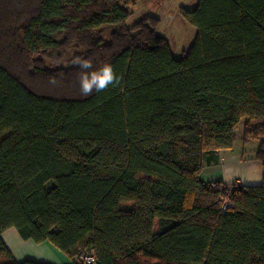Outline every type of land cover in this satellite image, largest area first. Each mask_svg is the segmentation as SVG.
I'll return each instance as SVG.
<instances>
[{
    "label": "trees",
    "instance_id": "obj_1",
    "mask_svg": "<svg viewBox=\"0 0 264 264\" xmlns=\"http://www.w3.org/2000/svg\"><path fill=\"white\" fill-rule=\"evenodd\" d=\"M133 1L0 0V233L74 264H264V0L180 6L179 56ZM74 56L119 84L82 96ZM239 124L260 183L202 181ZM0 264L48 263L0 238Z\"/></svg>",
    "mask_w": 264,
    "mask_h": 264
},
{
    "label": "crops",
    "instance_id": "obj_2",
    "mask_svg": "<svg viewBox=\"0 0 264 264\" xmlns=\"http://www.w3.org/2000/svg\"><path fill=\"white\" fill-rule=\"evenodd\" d=\"M225 152V149L218 150L217 160L203 166L200 172L202 181L231 182L236 180L239 184L247 185L260 183L261 162L258 159L243 160L242 156L228 155ZM238 166L240 171L237 170ZM0 238L11 258L16 262L31 259L48 264H74L77 260L75 256H68L47 240L35 242L32 239L21 238L12 226L4 229L0 233Z\"/></svg>",
    "mask_w": 264,
    "mask_h": 264
},
{
    "label": "rangeland",
    "instance_id": "obj_3",
    "mask_svg": "<svg viewBox=\"0 0 264 264\" xmlns=\"http://www.w3.org/2000/svg\"><path fill=\"white\" fill-rule=\"evenodd\" d=\"M196 0H134L130 5L133 13L129 22L140 17L154 18L155 30L166 38L173 56H179L182 50L186 49L192 42L195 35V28L182 19L180 6L192 8ZM241 125L234 128V140L232 148L225 149L228 155L235 154L242 159H255L257 141L253 139L246 143L240 141ZM230 149V150H229ZM237 170L240 171L238 166ZM223 182V181H222ZM230 185L239 184L236 180L224 182Z\"/></svg>",
    "mask_w": 264,
    "mask_h": 264
},
{
    "label": "clouds",
    "instance_id": "obj_4",
    "mask_svg": "<svg viewBox=\"0 0 264 264\" xmlns=\"http://www.w3.org/2000/svg\"><path fill=\"white\" fill-rule=\"evenodd\" d=\"M73 65L79 66L81 69L78 79L80 85V94L82 96H89L93 90L99 92L107 89L109 85H118L120 77H118L109 63H104L99 68L93 69V61L91 58H83L81 56H74L71 60ZM91 70V71H89ZM52 83H56L55 80Z\"/></svg>",
    "mask_w": 264,
    "mask_h": 264
},
{
    "label": "built area",
    "instance_id": "obj_5",
    "mask_svg": "<svg viewBox=\"0 0 264 264\" xmlns=\"http://www.w3.org/2000/svg\"><path fill=\"white\" fill-rule=\"evenodd\" d=\"M236 185V184H233ZM229 188L230 186H228V188H226L225 192L222 193L221 199H222V206L225 207L226 205H230V199H229ZM79 258L81 261V264H95L94 262V258L90 253L87 252H79Z\"/></svg>",
    "mask_w": 264,
    "mask_h": 264
}]
</instances>
